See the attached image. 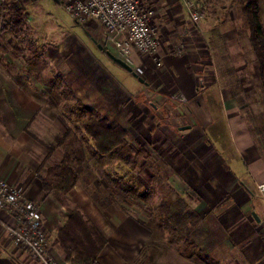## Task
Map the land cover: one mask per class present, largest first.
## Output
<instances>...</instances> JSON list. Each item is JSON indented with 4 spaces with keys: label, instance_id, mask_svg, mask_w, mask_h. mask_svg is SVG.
Wrapping results in <instances>:
<instances>
[{
    "label": "rangeland",
    "instance_id": "obj_1",
    "mask_svg": "<svg viewBox=\"0 0 264 264\" xmlns=\"http://www.w3.org/2000/svg\"><path fill=\"white\" fill-rule=\"evenodd\" d=\"M198 2L201 31L189 21L186 32L179 31L186 22L180 3L178 20H166L162 38H169L180 54L187 52V42L201 40L197 47L204 52L205 72L200 81L208 87V102L224 103V110L211 114L212 131L220 134L221 144L210 129L211 144L173 135L165 124L169 121L161 120L166 112L153 111L149 97H136L137 88L144 86L107 56L111 52L121 58L95 22L76 24L54 0H5L0 8V72L11 92L6 99L16 97L22 109L21 125L8 121L10 133L23 152L40 162L59 226L68 218V206H79L125 264H264V222L256 225L247 209L252 227L236 226H247L250 236L235 240L222 222L228 218L230 228L248 196L258 201L254 210L264 219V195L255 183L264 182V86L250 45L245 0ZM259 3L264 27V0ZM10 5L24 8L19 26H14ZM149 57L153 67L161 68ZM94 118L127 131L122 150L117 149L121 143L111 153L92 147L97 141L86 125ZM215 148L227 168H243L245 175L235 177L236 182L246 184L247 179L250 189L232 184L235 178H226L229 171L223 177L216 172ZM231 156L240 162L232 164ZM58 168L64 176L57 174ZM126 172L133 187L127 202L113 193L105 205L94 200L96 190H112L110 176ZM63 177L72 181L60 192L56 180ZM212 218L216 224L207 230ZM44 227L50 244L51 231Z\"/></svg>",
    "mask_w": 264,
    "mask_h": 264
},
{
    "label": "crops",
    "instance_id": "obj_2",
    "mask_svg": "<svg viewBox=\"0 0 264 264\" xmlns=\"http://www.w3.org/2000/svg\"><path fill=\"white\" fill-rule=\"evenodd\" d=\"M150 2L155 8L153 21L158 27L159 53L162 65L161 68L153 67L150 64L152 58H150L149 55L134 51L131 57L130 66L142 79L140 85L144 86L143 89H145H142V91L139 86L136 90L137 94L135 91L132 93L136 94V97L140 95L139 98L141 97L142 99L149 97V104L153 111L157 112V110H161L166 112V118L161 120L169 121L165 124L173 135H183L186 141L189 140L202 144L208 142L211 144V140H208L207 138V131L208 129L212 131V110L217 109L220 111L222 108L224 110V103L222 102L219 104L218 102L216 105H213L208 102V94L206 93L208 87H205V84L200 81V78H202L205 72L203 69L204 63L201 58V55L204 52L197 47L201 40L194 38V40L190 41V44L187 42L189 48L186 50L187 52H184L183 54L174 52L173 42L169 38L166 39L165 36L162 38V30L164 29L166 20H178L177 17L180 15L178 13L180 2L179 0H150ZM184 14L186 22L181 25L179 29L180 32L183 31L182 33L186 32L183 27L187 26L188 21L190 26H192L190 20L187 19L188 17L186 13ZM97 47L101 50L100 46L97 45ZM138 52L140 54H138ZM106 54L110 57L108 52H106ZM110 59L112 58L110 57ZM113 61L117 63L115 60ZM128 72L133 75L130 71ZM134 77L137 78L136 76ZM3 78V72H0V176L7 179L10 183L20 186L27 193L29 198L40 204L43 223H45L46 227L52 234V240L50 241V247L48 249L54 260V264H69L65 260L64 253L56 238V230L59 227V222H57L56 219H59V213L54 207L56 205L52 200V193H48L43 186L41 164L40 162H37L32 153L28 154L23 152L21 143L13 138L10 129L8 128V126L10 127V122L14 123L15 127L21 125L18 122L20 120L18 117L21 115H19V112L22 109L18 105L16 97L12 96L9 100L6 99V96L11 92L7 93L6 88L4 87ZM202 93L205 94V97H202ZM221 93L222 91L219 92L218 95L221 96L220 98L222 99ZM176 96H181L183 101L176 102L174 100L176 99ZM5 99L9 101L8 104L3 102ZM8 121L10 122L8 123ZM185 125H189L190 128L181 130L180 126ZM212 133L216 142L221 144L222 140L217 137L219 133H215L214 131H212ZM215 149L217 152L213 161L217 167V173L219 172L223 177V174L229 171L227 172L228 175L226 178L230 176L232 179L235 177L241 178L245 175V172L241 167L237 168L235 166V170L230 167L227 168L220 153L221 151L217 148ZM231 159L233 161L232 164L239 161L234 156H231ZM236 178L233 179L235 182H232V184H242L245 191L250 189V184H247L249 183L247 179V183L243 184L236 182ZM259 182H261V179L255 181L257 185ZM230 188L233 189L232 186ZM258 206H260L258 201L255 202L253 198L248 196L240 205H238L240 208L236 214L239 215V218L232 221L234 224L231 225L230 228L228 227V218H225V220L222 221L223 224L226 225L224 226L226 227L224 229L227 233H233L232 238L234 240L238 237L245 238L250 236V234H246L250 231L249 228H247V226H242L245 223H248V226L252 227L251 222L247 220L244 213L249 209L251 216H253L252 212H256L254 209L257 210ZM12 220V216L8 210L0 209V264H38L37 261L30 258L25 249L15 245L9 239L3 224H10L12 223ZM253 221L256 225L260 222H264V220L257 221L256 219H253ZM206 223H211L206 226L207 230H209L214 227L212 224H216V220L212 218L209 223ZM237 223L243 224L240 227L236 226ZM119 255L121 256L120 253H117L109 248V246L105 245L98 255V264H125L126 261Z\"/></svg>",
    "mask_w": 264,
    "mask_h": 264
},
{
    "label": "built area",
    "instance_id": "obj_3",
    "mask_svg": "<svg viewBox=\"0 0 264 264\" xmlns=\"http://www.w3.org/2000/svg\"><path fill=\"white\" fill-rule=\"evenodd\" d=\"M0 0V8H4ZM82 25L93 21L101 30L104 41H109L119 56L127 63L134 51L153 57L161 65L157 28L154 24L155 9L150 0H54ZM199 0H179L192 27L201 31L202 10ZM264 194V182L257 185ZM0 209L8 210L12 223L3 224L15 245L25 249L38 264H54L49 253L48 234L44 227L40 204L28 198L24 190L0 176Z\"/></svg>",
    "mask_w": 264,
    "mask_h": 264
},
{
    "label": "trees",
    "instance_id": "obj_4",
    "mask_svg": "<svg viewBox=\"0 0 264 264\" xmlns=\"http://www.w3.org/2000/svg\"><path fill=\"white\" fill-rule=\"evenodd\" d=\"M259 6V0H245L244 13L247 18L250 32V45L258 63L259 76L264 86V27L260 19ZM9 12L13 17L12 21L14 22V26H19L24 18V8L10 5ZM86 108L85 106V109ZM86 130V132L94 136V139L97 141L95 145H92L93 148L98 147L104 152L111 153L114 151L115 145L121 143L118 146L120 148H117L119 150H122L125 145L123 136L127 134V131L120 127H109L106 125L105 121L102 122L101 119L95 120L94 118V120H91L90 123L86 125ZM58 169L59 172L57 174L59 176H64L61 174V168ZM72 175L74 177L73 173ZM109 180L113 184L111 187L112 190L109 192L106 190L104 192L101 189L96 190V195H93L94 200L105 205L112 201L113 193L119 195L123 201L127 202L128 194L133 188L131 187V180L128 178V173H123L120 178L110 176ZM56 181L58 190L64 192L72 179L68 181L63 177L59 181ZM43 186L44 188L48 186L45 179L43 181ZM138 192L137 194L141 196L142 194L140 191ZM101 193L103 194L101 195ZM55 194L59 200V194ZM98 194L100 196H98ZM100 197L102 198L100 199ZM61 202L64 201L62 200ZM67 211V220L56 230V238L64 253L65 260L69 264H98V255L107 244L106 236L96 224L85 216L79 206H68ZM256 214L260 220H264L257 212Z\"/></svg>",
    "mask_w": 264,
    "mask_h": 264
},
{
    "label": "water",
    "instance_id": "obj_5",
    "mask_svg": "<svg viewBox=\"0 0 264 264\" xmlns=\"http://www.w3.org/2000/svg\"><path fill=\"white\" fill-rule=\"evenodd\" d=\"M109 56L115 60L117 63H119L121 66H123L126 70L130 71L134 76H136L138 78L139 81H142V79L137 75V73L132 69V67L126 63L123 59L113 55L112 53L108 52ZM190 126L189 125H185V126H180V129H189ZM253 216L255 217V219L257 221H259V217L257 216L256 212H252Z\"/></svg>",
    "mask_w": 264,
    "mask_h": 264
}]
</instances>
